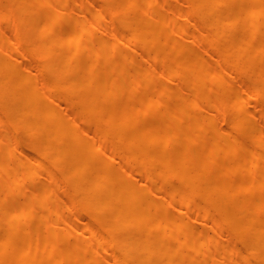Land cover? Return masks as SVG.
<instances>
[{
	"label": "bare ground",
	"instance_id": "obj_1",
	"mask_svg": "<svg viewBox=\"0 0 264 264\" xmlns=\"http://www.w3.org/2000/svg\"><path fill=\"white\" fill-rule=\"evenodd\" d=\"M173 1L0 0V264H264V0Z\"/></svg>",
	"mask_w": 264,
	"mask_h": 264
},
{
	"label": "rangeland",
	"instance_id": "obj_2",
	"mask_svg": "<svg viewBox=\"0 0 264 264\" xmlns=\"http://www.w3.org/2000/svg\"><path fill=\"white\" fill-rule=\"evenodd\" d=\"M178 2H181L182 3V0H174L173 1V4L171 5V7L172 6H174V4H176V3H178ZM89 7H92L91 5L89 6ZM205 8H208L209 7V5H205L204 6ZM172 9H173V7H172ZM171 9V10H172ZM78 14H80L79 13V10H78V8L77 7H75V9H74V14H71V15H78ZM183 15L182 14H178V18H181ZM179 20H181V19H179ZM111 21H108V24L110 23ZM195 28V25L194 24H189V29H188V33H187V35L185 36L186 37V39H188L187 37L189 36V34L191 33V31L193 30ZM204 32H206V30L204 31ZM203 32V33H204ZM206 34V36H205V38H209L210 40L209 41H212V39L214 38V36H213V32L212 31H209V32H206L205 33ZM262 34V29H260V32L258 33V35H257V37L259 38L260 36H262L261 35ZM194 47V46H193ZM194 48H196V47H194ZM217 46H214V47H208V48H203V50H201V51H204L205 52V54H208V55H212L213 56V59H210V60H208V62H210L208 65H209V67H210V69H211V74H210V77H209V80L212 78V76L215 74V73H217L216 72V67H214L215 65H214V59H215V56H216V54H217ZM83 61H85V60H83ZM154 67L158 70V71H160V70H162L164 67H163V65H160V60H158L157 62H155L154 63ZM35 69V68H34ZM37 69V68H36ZM218 70H220V69H218ZM159 75H161V73H159ZM228 79V78H227ZM179 82H180V77L178 76V77H176V78H174V79H172V80H162V79H157V80H153L151 83L153 84V83H157V84H166L167 86H169V87H175L177 84H179ZM126 98L128 97V96H125ZM257 97H258V100H252V101H250L249 103H248V105H250V106H258V107H261V104H262V98H261V95H257ZM211 100H214V98L212 97L211 98ZM212 107H214V103L213 102H209L207 105H206V109H211ZM1 109H3L2 108V106L0 105V113L2 112V110ZM62 109H67L66 110V112H64L66 115H71V113H72V109L71 108H69V107H67V105L64 103L63 105H62ZM158 108H156V109H153V111L152 112H154L155 110H157ZM224 108L223 109H221L220 110V117L218 118V123L219 124H217L218 126H222V127H225V126H227V124H223V121H222V119H221V117H222V115L224 114V113H226V112H224ZM227 111V110H226ZM6 127L7 128H4V129H2V128H0V132H6V133H8V132H11V133H13L15 136H16V138L19 140V141H21L22 142V144H23V146H24V149H25V151L27 152V153H29L30 154V156L31 157H41V155L38 153V151H37V146H36V144L41 140V135H38V136H33V137H31L30 136V133H29V129H28V126L27 125H25V124H21V125H16V124H10V125H6ZM263 134H264V131H263ZM35 142V145H29L30 144V142ZM105 144V142L103 143V145ZM17 156H20L21 154H16ZM43 163L44 164H46V160H44L43 161ZM35 164V162L32 160L31 161V165H34ZM8 170V169H7ZM7 170H5V172L7 171ZM42 172V171H41ZM3 174H4V172H2ZM3 174H0V175H3ZM41 176H40V181H42V183L43 182H45V183H48V181L47 180H45V179H47V173H46V171L44 170V172H43V174H40ZM251 175H253V174H251ZM250 176V175H249ZM250 177H252V176H250ZM18 185L19 186H22V187H24V188H26L27 187V189L23 192V194L21 195V196H19V199H20V201H26V197H27V194H28V190H29V188L31 187V185H32V180L31 181H26V182H19L18 183ZM13 194H15V192H13ZM161 197H162V200H164L165 199V197H164V195H160ZM68 213H75L77 210L75 209V208H69V207H66V206H64L63 207ZM198 202L196 201V202H194V204L190 207V209L188 210V214H186L187 216H189V215H191L192 214V212H196V211H198ZM60 221V220H59ZM193 225H195V226H199V227H201V228H204L205 227V225H207V224H210V222H209V219H207L206 221L204 220V222H203V224H201V225H197V224H194V223H192ZM22 226H26V224L24 223V224H22ZM80 229H83V230H85V229H87V227H83V226H81V228ZM225 232H226V230L225 229H223V231H217V230H210L209 231V234H210V236H215V235H217V236H220V237H222V238H225V236H226V234H225ZM78 240L77 239H72V238H70L69 240H68V242H77ZM225 244L224 245H230V244H232L233 243V241H230V242H224ZM229 257V256H228ZM226 259H228V258H224V260H226ZM223 260V261H224ZM244 264H248L247 262H244Z\"/></svg>",
	"mask_w": 264,
	"mask_h": 264
}]
</instances>
